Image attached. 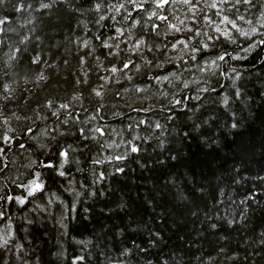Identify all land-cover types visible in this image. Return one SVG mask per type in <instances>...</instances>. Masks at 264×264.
<instances>
[{"label":"snow or ice","instance_id":"6c2138e0","mask_svg":"<svg viewBox=\"0 0 264 264\" xmlns=\"http://www.w3.org/2000/svg\"><path fill=\"white\" fill-rule=\"evenodd\" d=\"M9 2L0 0V7ZM248 3H255V0H118L116 3H109V0H83V3L81 0H36L37 6L33 8L21 0L19 6H15V10L21 13L25 9L47 12L55 5H61L66 6L65 10L73 16L79 14L83 17L86 9L98 14L95 24L106 31L88 29L75 40L69 38L77 49L74 53L76 70L68 81L74 94L63 98L46 97L35 108H31L26 97L23 98L32 116H22L15 110L6 114V106L0 105V176L14 185L9 191H4L7 185L0 186V222H7L13 229L5 205L21 210L22 219L15 229V237L20 232L29 231L25 224L46 227L29 213L43 214L44 218L51 216L64 232L69 231V224L64 221H89L93 225L99 224L103 231L112 224L118 236L135 232L141 225L147 227L151 222L157 227L148 231L146 243L155 246L164 240L160 224L169 229L179 228L185 212L199 219L192 205L198 194L205 191L203 185L193 181L190 189L179 187L178 171L167 170L185 158L184 147L190 145L197 135L198 125L203 126L199 122L207 123L205 96L211 99L225 94L234 100L239 88L241 98L247 96L249 103H253L244 91L241 62L248 61L253 67L258 63L264 65V55L260 52L249 61L254 50H264V21L259 30L255 21L251 22L252 36L241 31L246 18L241 16L237 22V17ZM181 11L183 18L177 14ZM8 24L6 16L0 18V56L6 58L0 61V73L6 76L9 69L17 65L24 68L27 64L25 76L34 84L43 83L50 87V81L57 83L52 80L53 73H47V69H56V57L47 56V46L36 35V29L30 28L28 31L32 35H21L13 45L5 39L9 31H14L7 27ZM68 27L72 29L71 25ZM77 27H84L82 19ZM29 43L34 47L19 46ZM61 65L73 67L67 57L61 60ZM225 81L229 83L225 84ZM0 89V100L10 102L14 99L15 90L8 84L0 82ZM259 95L264 96V91ZM153 113L160 115L153 117ZM112 119L120 123L127 120L125 130L133 134L126 139L111 140L114 133L121 136L109 123ZM161 119L165 123H161ZM232 119L229 117L230 123ZM13 121L17 126H13ZM20 121L24 122L23 126ZM234 126L239 127L240 120H236ZM137 128L141 131L148 129L158 143L153 146L148 137L136 132ZM166 131H176V139L170 142V147H166L161 139ZM200 139L203 141L202 137ZM144 144L148 147H143ZM14 146L17 151L24 150L28 162L22 165L26 173L12 177L6 170L15 162L8 156ZM114 147L123 151L110 152L106 158L101 155L102 150ZM149 149L153 152L159 149L162 155L142 159ZM32 151L38 155L33 157ZM133 163L138 165L142 174H165L156 180L149 177L129 193L121 191L115 196L114 177L127 178L128 173L134 171ZM89 164H107L111 169L105 167L98 171L93 168L90 179ZM232 172L240 173V167H234ZM251 179L253 183L243 198L238 203L232 201L237 204L236 216L224 220L221 227L226 224L233 231H240L249 227V212H255L256 208L264 211V192L256 190L264 189V175L257 174ZM240 182L241 179L234 177L233 183ZM89 200L104 201L99 213L101 220L107 219L109 223L96 219V205L88 203ZM136 200L150 210L148 220L137 219L139 212L133 208ZM53 205L60 214L58 220L53 215ZM113 216L119 221L118 225L113 222ZM174 216L178 219H173ZM207 218L212 220L210 227L216 229V220ZM257 239L264 241V231L259 232ZM131 243L139 244L141 253L149 251L134 238ZM261 248L264 249V243ZM85 259L77 258L74 264H83ZM157 264H160L159 260Z\"/></svg>","mask_w":264,"mask_h":264},{"label":"trees","instance_id":"16d2710c","mask_svg":"<svg viewBox=\"0 0 264 264\" xmlns=\"http://www.w3.org/2000/svg\"><path fill=\"white\" fill-rule=\"evenodd\" d=\"M22 2L31 4L33 8L37 6L36 0H22ZM116 2H118V0H109V3ZM20 3L21 0H10L9 3L0 7V18L6 16L9 20L7 27L14 30L9 31L8 37L5 38L6 42L15 45L21 35H32L28 30L30 28H35L36 35H39L44 45L47 46L45 48L47 56L49 58L52 56L56 57V69H47V73H53L52 80L58 82L52 83L50 81V87L45 86L43 83L34 84L30 78L25 76L28 70L27 64H25L24 68H20L17 65L13 69H9L8 75L6 76L0 73V82L8 84L11 89L15 90L14 99L10 102L0 100V105L6 106L4 108L6 114L11 110H15L22 116L25 114L32 116L33 113L30 107L23 103V98L26 97L31 104V108H35L37 104L46 97L56 96L63 98L74 94L73 89L69 87L68 81L73 78L71 73L76 70L74 53L77 49L75 44L69 42V38L75 40L78 36L84 35L88 29H91L92 32L106 31V29H99L95 24V19L98 14L88 12L86 9L84 10L83 17H80L79 14L73 16L65 10L66 6L61 5H55L47 12L25 9V11L21 13L15 10V6H19ZM81 3H83V0H81ZM108 12H111V9H108ZM119 18L120 17L117 16V19ZM81 19L84 21L83 28L77 27L78 21ZM29 20H31V23H29ZM68 25L72 26L71 30ZM255 38L257 39V37ZM243 42L247 43V41ZM19 46H27L31 49L34 47V44L29 43ZM37 51H40V49H37ZM257 52L264 55V50L257 48L254 50L252 56L249 57V61L253 59V56H255ZM57 53H59V55H57ZM64 57H67L72 62V68L61 65V60ZM3 59L6 58L0 56V61ZM32 67L33 69L35 68V66ZM241 70L244 73V77H247V79L242 77L244 91H246L253 101V103H250L247 111L241 109L243 113L242 119L246 121V123L238 133L234 134L232 140L225 142L226 152L222 153L223 156L219 152L204 154L198 146L195 148V151H192V161L187 162L188 166L193 168L192 171L194 173L196 170L199 172V177L194 178V181L202 184L205 189L202 194H198V198L195 199L192 205V207L196 208L199 219L191 217L185 212L184 217L180 219L179 228L171 227L169 229L163 224L159 225L165 241V243L162 244L163 253L159 259L160 264H163L164 261H167L168 264H238L236 257H239V264H252L251 258L244 259V257L249 254V245L252 244L254 240H258L257 237L259 232L264 231V211L256 208L255 212H249V216L251 217L249 227L240 231H233L232 228L228 227L226 224L223 227L220 226L224 224V220L236 216L238 212L237 204L232 203V201L235 200L238 203L239 199L243 198L244 194L253 183L251 178L257 174L264 175V155H260L256 152L257 149H259L260 152H264V96L259 95L261 91H264V79H262L264 78V65L258 63L253 67L248 61H244L241 62ZM92 79H95V77H92ZM227 83L229 82L225 81V84ZM28 89H31V91H27ZM0 91H2V89H0ZM244 98H247V96ZM209 100L210 99L205 96L203 103H206L208 107H214V105H209L207 103ZM237 106L243 107L239 104V101H237ZM108 115L110 116V112ZM132 115L136 116V113H132ZM158 115L160 114H152L153 117ZM197 115H199V113H197ZM109 123L117 129V132L121 133V136L114 133L111 140L118 141L121 138L126 139L127 136L133 134L125 130V125L128 123L127 120L120 123L112 119ZM161 123H165L163 119H161ZM19 124L23 126L24 122L20 121ZM13 126H17L16 121H13ZM170 127L169 125V128ZM136 132L141 136L148 137V142L153 146L158 143L155 135L151 134L148 129L141 131L140 128H137ZM161 139L165 141L166 147H170V142L176 139V131H166ZM137 142L139 143V141ZM191 143H193V141ZM143 147L147 148L148 145L144 144ZM177 147H180V145L177 144ZM229 150L231 151L229 152ZM119 151H123V149L114 147L112 151L102 150L101 155L106 158V154ZM30 154L35 157L38 155V152L32 151ZM78 154L79 153H77V155ZM26 155L24 150L21 149L17 151L15 146L13 150L8 153L11 160L15 161V163H10L6 170L10 176L15 177L22 173H26V169L22 166L24 163L28 162ZM157 155H162L159 149H157L156 152L149 149L142 159H147L149 157L154 159ZM209 160L222 161L221 169L217 172L213 171L209 164ZM181 163L183 164L185 162L182 160ZM236 166L240 167V173L232 172V169ZM105 167L111 169V165L107 164L102 166L89 164L87 170L89 178L91 179L93 168L99 171L103 170ZM131 167L134 171H130L127 178L123 176L114 177L116 182L112 184V188L115 196H118L121 191L129 193L130 190L138 187L140 182L147 180L149 177L156 180L159 179V175L165 174L163 172H144L142 174L138 165L135 163H133ZM176 168L177 166L173 165L170 166L167 171H175L177 170ZM178 174L180 175L178 186L190 189L191 183H189L186 178L185 171L181 169L178 171ZM77 175L79 176V174ZM234 177L241 179L242 182L233 183ZM243 177H248V179L244 180ZM256 183H259V181ZM2 185H7L4 191H9V189L14 188V185H11L8 179L0 176V186ZM256 190L258 192H264V189ZM10 194H16V192H10ZM68 199H71V197H68ZM88 203H94L96 205V219L101 220L99 208L103 205L104 201L89 200ZM5 207L8 210V215L11 217L21 216V210L15 206L5 205ZM51 207L53 215L56 216L57 220L60 219V214L55 211L56 206L53 205ZM133 208L139 212L137 216L138 220L141 218L148 220L150 218V210L146 209L141 201L136 200L133 204ZM206 209L207 216L205 215ZM28 215L34 216V218L40 221L41 225H46V227H44L25 224V227H27L29 231L27 233L20 232L17 236V239L24 245V248L29 250V254L25 258L30 261L39 253L42 264H49L50 261L51 264H59V261L51 260V253L53 251H58L61 244L66 245L68 253H70L71 257L74 259L81 254V249H83V245L77 247L68 244V240L75 236L78 239H92L93 241V255L91 257L86 255L83 264H126L128 260H131L132 264H147L148 260H151V264H157V257L150 255V253H156L160 250L146 243L148 231L157 227L155 223L149 222L147 227L141 225L135 232L118 236L113 230L112 224H109L107 231H103L99 224L93 225L90 224L89 221H64V223L69 224L68 235L65 237L61 235L64 232L63 229H61L58 224H55L51 216L44 218L43 214L39 213H29ZM207 217H213L216 220L218 224L216 229L210 227L212 220ZM220 217L224 219L221 220ZM112 219L115 224H119L115 216H113ZM173 219L178 218L174 216ZM20 222L21 220L12 219L14 235L16 234L15 229ZM6 223L7 222H0V227H4ZM101 223L109 222L107 219H104L101 220ZM169 223H171V221H169ZM25 236H27V240ZM181 237H183V239H181ZM133 238L138 243H143L149 251L138 254L133 252L127 257L123 256L122 250L124 247L135 248V245L131 243ZM29 241L31 244H29ZM31 249H35L36 251L32 252ZM259 251H261L262 255L260 257H254V260L256 264H264V249H260ZM3 254V250H0V256H3ZM21 255H23V253H21Z\"/></svg>","mask_w":264,"mask_h":264},{"label":"clouds","instance_id":"9594fccd","mask_svg":"<svg viewBox=\"0 0 264 264\" xmlns=\"http://www.w3.org/2000/svg\"><path fill=\"white\" fill-rule=\"evenodd\" d=\"M241 16L246 18L244 24L242 25L241 31L247 32L249 36H252L254 33L251 31V22L255 21V26L257 30H259L261 22L264 21V0H255V3L245 4L243 9L240 11V16L237 17V22H239ZM259 38V35H257V40ZM241 92V89H236V99L234 100L231 99V97L222 94L220 97H213L207 102L209 105H214V107L209 106L207 108V116L205 117L207 123H204L203 120L199 122V124H202L203 126L200 127L198 125L196 129L197 135L193 137V143L185 146L186 156L185 158H183V161L185 163L182 164L180 162L176 165V171H179L181 169L185 171V173L187 174L186 178L188 179L189 183H192L194 181V178L199 177V172L196 170V172L194 173L192 171L193 168L188 166L187 163L192 161V151H195V148L198 146L201 152L204 154H214L219 152L222 155V153L226 152L225 142L232 140L234 134L238 133L241 128L244 127L246 121L242 119L243 113L241 112V109L247 111L249 109L250 103L248 98H241ZM237 101H239V104L243 107H238ZM157 107H159V104H157ZM229 117H233L231 123L229 121ZM236 120H240L239 127L234 126ZM200 137L203 138V141L200 139ZM217 144L219 146H216ZM230 151L231 150H229V152ZM256 152L260 155H264V152H260L259 149H257ZM113 154H115V152ZM221 162L222 161L220 160H209L211 169L215 172L219 171L221 169ZM181 165H183V167H181ZM12 219L21 220L22 217H11L9 223H12ZM27 232L28 231H25V233ZM61 235L67 237L68 233L63 232ZM13 239H15V243H12ZM25 239H28L27 236H25ZM163 243H165V241L161 240L159 245L152 246L153 248H157L160 250L156 253H150V255L156 256L158 260L161 256ZM261 243H264V241H261L259 239L254 240L253 243L249 245V254L245 256L244 259L251 258L252 264H256L254 257H260L262 255L261 251H259L260 249H262ZM29 244H31L30 241ZM68 244L75 245L77 247L83 245L81 254L73 259L70 253H68L66 245L61 244L58 251H53L51 253V260L59 261V264H74L77 258H83L86 255L91 257L93 255L94 250L92 249V239L82 240L73 236L68 240ZM0 250H3L4 253L2 256V260H0V264H42L39 253H37L35 255V258L31 261L25 258L28 256L29 250H26L24 248V245L19 241V239H17V237H15L13 229L8 227L7 224L3 229H0ZM31 251L35 252L36 250L31 249ZM133 252H136L137 254L141 253L139 244L135 245L134 249L124 247L122 250V255L127 257ZM21 253H23V255H21ZM236 259L238 260L239 264V257H236ZM49 264H51V261L49 262ZM126 264H132V261L128 260ZM147 264H151V260H148ZM163 264H168V262L164 261Z\"/></svg>","mask_w":264,"mask_h":264},{"label":"rangeland","instance_id":"374dc122","mask_svg":"<svg viewBox=\"0 0 264 264\" xmlns=\"http://www.w3.org/2000/svg\"><path fill=\"white\" fill-rule=\"evenodd\" d=\"M177 7H179V6H177ZM177 14L180 15L181 18H183V13H182V11H181V12H177ZM209 14H211V13H209ZM110 151H112V149H111ZM106 155H107V156H106ZM106 155H105L106 157L109 156V154H106ZM3 228H4V227H0V229H3Z\"/></svg>","mask_w":264,"mask_h":264}]
</instances>
